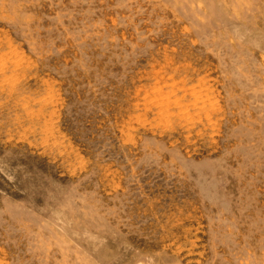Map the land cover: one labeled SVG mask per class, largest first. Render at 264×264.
Returning a JSON list of instances; mask_svg holds the SVG:
<instances>
[{
  "label": "rangeland",
  "instance_id": "1",
  "mask_svg": "<svg viewBox=\"0 0 264 264\" xmlns=\"http://www.w3.org/2000/svg\"><path fill=\"white\" fill-rule=\"evenodd\" d=\"M0 264H264V0H0Z\"/></svg>",
  "mask_w": 264,
  "mask_h": 264
}]
</instances>
